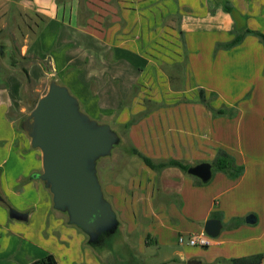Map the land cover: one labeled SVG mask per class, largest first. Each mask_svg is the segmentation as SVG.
Masks as SVG:
<instances>
[{"label": "rangeland", "instance_id": "rangeland-1", "mask_svg": "<svg viewBox=\"0 0 264 264\" xmlns=\"http://www.w3.org/2000/svg\"><path fill=\"white\" fill-rule=\"evenodd\" d=\"M179 2L185 0H0V182L7 202L0 207L9 217L11 209L30 214L28 222L11 221L26 229L34 258L51 253L58 264L140 263L144 227L159 215L158 183L157 174L131 149L155 157L167 154L163 149L168 144L160 140L173 137L179 127L176 114L168 115L166 104L175 100L167 89H183L189 104L200 101L183 64L178 26L186 9L178 8ZM106 43L112 48L108 52ZM117 49L122 51L118 54L132 55L138 66L120 69V82H138L120 114L111 110L120 105L119 98L105 102L102 94L112 89L113 67L105 71L101 61L106 52L111 61ZM52 78L69 89L84 113L120 137L112 154L97 163L119 231L97 247L53 208L48 189L33 178L42 171L41 153L31 147L21 123Z\"/></svg>", "mask_w": 264, "mask_h": 264}, {"label": "crops", "instance_id": "crops-1", "mask_svg": "<svg viewBox=\"0 0 264 264\" xmlns=\"http://www.w3.org/2000/svg\"><path fill=\"white\" fill-rule=\"evenodd\" d=\"M224 3L230 5V13L223 10ZM178 4V8L186 9L178 26L183 64L200 101L189 104L183 89H167L170 98L175 100L166 104L168 115L176 114L179 125L173 137L168 135L160 140L168 144V148L163 149L167 154L155 157L135 148L150 159H174L191 167L202 163L212 166L217 152L223 150L235 159L243 172L231 177L212 168L211 179L197 184L196 177L178 167L156 171L139 157L157 174L159 199V215L144 227L139 264H188L192 260L199 264H231L233 259L257 255L263 256L264 264V43L258 36L249 34L234 48L215 51L217 45L228 43L247 30L264 35V0H202L201 3L185 0ZM109 49L112 48L106 43V51ZM116 51L117 56L111 61L107 60V52L101 61L106 66L105 71L113 67L109 72L112 89L102 94L105 102L119 98L120 105L109 109L120 114L123 104L138 90L133 89L137 80L120 82L123 77L120 69L127 72L129 65L138 66L132 55ZM138 70L140 78L141 68ZM116 87L121 89L120 93ZM176 93L184 101H178ZM190 157L193 160H189ZM1 189L0 182V205L7 204ZM16 212L27 215V219H15L10 212L9 217L0 207V264H31L52 255L34 258L26 229L11 221L28 222L31 216ZM250 214L257 219L253 225L246 222ZM209 219H219L222 224L219 235L209 247L179 243L182 236L204 233V224ZM235 220H240V224L229 228ZM146 238L151 244H146Z\"/></svg>", "mask_w": 264, "mask_h": 264}, {"label": "water", "instance_id": "water-1", "mask_svg": "<svg viewBox=\"0 0 264 264\" xmlns=\"http://www.w3.org/2000/svg\"><path fill=\"white\" fill-rule=\"evenodd\" d=\"M0 52H3L0 46ZM21 129L33 149L41 153L42 171L33 177L40 180L52 197L53 208L65 213L68 222L81 229L90 244L102 236L114 234L119 221L112 205L106 200L98 178L97 163L112 154L120 142L119 135L107 124L91 119L69 89L52 78L48 90L21 123ZM189 173L208 182L212 166L202 163ZM11 217L26 220L27 215L10 211ZM248 224L257 219L250 214ZM219 219L205 222L203 231L212 239L219 235ZM188 264H199L190 261Z\"/></svg>", "mask_w": 264, "mask_h": 264}, {"label": "trees", "instance_id": "trees-1", "mask_svg": "<svg viewBox=\"0 0 264 264\" xmlns=\"http://www.w3.org/2000/svg\"><path fill=\"white\" fill-rule=\"evenodd\" d=\"M223 10L227 13H230L231 12L230 5L228 3H224ZM249 34H254V35L258 36L264 43V35H262L261 33H258V32L247 30L244 34L237 35L230 42L217 45L215 48V51L219 50V49L230 50V49L234 48L235 46L239 45L241 43V41L243 40V38ZM26 76H27V74H26ZM27 79H28V76H27ZM27 81H29V79ZM199 92L201 94L204 93L202 90H200ZM130 123H132V121ZM131 150H132V153L134 155L140 157L143 160V162L145 163V165H147L148 167H150L153 170L158 171V170H162V169L168 168V167H178L181 170H183L184 172L190 174L189 169L191 168V166L187 165L181 161L170 159V160L163 161L160 163H154L152 161V159L143 155L136 148L133 147ZM212 168L214 171L215 170H222L228 176H231V177L232 176H240L243 172V168L236 165L235 159L223 150H219L217 152L216 158L212 162ZM196 183L202 184L201 180L198 178H196ZM216 216H217V214H215V217ZM238 224H240V220H235L233 222V224L231 226H229V228L234 227ZM117 231H119V229ZM104 237H106V236H102L98 243H95V244H90L89 242L88 243H89V245H91L93 247H97L100 243L103 242ZM145 242H146V244H151L149 238H146ZM262 263H263V256L262 255H257V256L251 257V258H244V259H233L231 261V264H262ZM31 264H58V263H57V260L54 258V256L48 255L41 260H37L35 262H32Z\"/></svg>", "mask_w": 264, "mask_h": 264}, {"label": "built area", "instance_id": "built-area-1", "mask_svg": "<svg viewBox=\"0 0 264 264\" xmlns=\"http://www.w3.org/2000/svg\"><path fill=\"white\" fill-rule=\"evenodd\" d=\"M186 238L188 239L186 240ZM212 242H213V239L205 233H202L200 235L191 236V237L182 236L179 238L180 244H186L188 246L200 247V248H207L212 244Z\"/></svg>", "mask_w": 264, "mask_h": 264}]
</instances>
